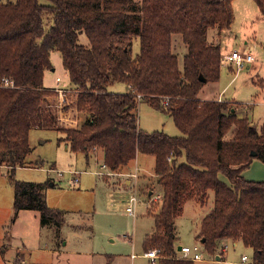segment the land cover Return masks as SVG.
<instances>
[{"label":"trees","instance_id":"1","mask_svg":"<svg viewBox=\"0 0 264 264\" xmlns=\"http://www.w3.org/2000/svg\"><path fill=\"white\" fill-rule=\"evenodd\" d=\"M231 1L0 0V83L3 77L13 82L0 84V165L9 169L14 213L36 210L43 224L63 219V211L46 201V189L56 184L52 178H14L32 149L29 130L56 128L71 151L88 158L100 149L111 171L138 153L154 156L161 197L153 202L159 207L150 211L154 226L143 249L160 248L163 264H194L175 257L180 247L175 218L188 200L204 205L208 191L213 203L200 219L197 239H204L210 254L218 241L240 239L253 257L237 264H264V180L243 175L254 159L264 162V126L258 130L238 117L227 100L198 98L205 83L220 77V33L232 23ZM256 2L264 14V0ZM212 27L218 29L216 42L207 39ZM173 36L185 46L182 63ZM135 38L140 48L133 57ZM52 51L60 52L75 88L74 98L65 102L67 111L82 114L75 126L56 125V90L43 83L45 70L53 67ZM117 82L126 84L124 92L110 91ZM139 101L170 114L180 135L141 128Z\"/></svg>","mask_w":264,"mask_h":264},{"label":"rangeland","instance_id":"2","mask_svg":"<svg viewBox=\"0 0 264 264\" xmlns=\"http://www.w3.org/2000/svg\"><path fill=\"white\" fill-rule=\"evenodd\" d=\"M228 37V31L223 30L220 33L222 51L226 49L231 50L232 48L233 39ZM180 39V36H173V51L178 54L179 61L182 63L185 46ZM207 39L210 42H216L219 39L218 29L216 27L208 29ZM139 48V39L135 38L132 44L133 57L138 55ZM52 59L54 66L48 69L46 76L47 84L55 83L56 75L61 77L60 74H65L67 76L66 71L64 73L61 68L60 52L54 51ZM247 66L240 70L235 78L231 80L234 69L224 62L221 65L219 79L214 82L205 83L201 92H199L198 98L200 100H208L212 99V97L216 99L218 98L216 93L220 91L223 93L222 99L224 100L230 99L232 96L235 100L248 103L249 108L251 107L250 113L255 120L254 122H256L257 126L264 125V86L261 87L256 81L250 82L249 84L242 81V78L244 76L246 77L248 73ZM252 74L249 70L247 75L250 77ZM48 76L50 79H48ZM62 81L65 82L64 79ZM125 85V83L117 82L110 86V89L113 87L121 89ZM68 89L65 92L66 102L68 99L71 100V98H74V91L72 90H75V88L70 86ZM162 99V104H165L168 97L166 96ZM228 103L234 107L239 105L231 101H228ZM136 113L141 128L148 131L161 130L173 136L180 135V130L177 128L170 114L152 107L148 102L139 101L136 106ZM71 115L78 119V124L81 122V112ZM231 129H234V127ZM231 129L226 133V138L231 134ZM63 138L64 132L56 128H31L29 130L31 152L26 157L27 163L15 169L14 178L26 181H45L50 177H54L56 184L46 189V201L50 207H56L64 212V220L62 219L58 225L51 222V225L40 227L37 223L38 216L36 218L29 216L26 221L18 222L15 227H19L27 232L31 228L34 230L35 226L33 225L37 224L36 230L41 229L39 231L40 240L36 239L35 242H40L41 247L43 245L42 241L51 240V236L54 233L53 236L59 237L62 235L64 238L67 237L69 244H75L79 247H83V244L89 243V247L91 248L107 249L108 247L114 246L121 251L126 250L129 254L135 252L140 255L136 258L140 264H149V260L147 258L143 259L141 254L144 251V237L154 226V218L150 214V211L154 212L156 207H159V204L153 206L151 197H148V194L145 192L148 188H153L160 194L159 189L154 183V175L152 172V168H154V156L141 153L142 157L150 159L153 165L152 163L149 164L150 161H143L140 164L142 173L137 172L136 186L142 194V198L135 206L136 215L132 216L124 211V196H126L129 190L131 191L132 183L129 187H125L124 179L129 177L128 174L131 171H134L136 166H133L134 161H130L128 166L122 170L112 173L109 169L101 168L103 157L101 154H99V157H96L99 153L98 148L93 150V155L90 153V157L87 158L84 152L71 151L68 142L63 140ZM0 169V188L4 193H8V200L11 201L12 184L6 170L3 168ZM97 170L102 175L96 173ZM251 170L252 176L264 180V168L252 167ZM59 172L61 174H58ZM73 172L79 173H77L79 181L76 184L70 182V179L74 176ZM118 172L121 174H118ZM119 190L123 192L119 193ZM211 192L208 191L209 197L204 205H201L198 200H188L184 205L183 213L175 218V228L178 236L177 245L192 246L200 241L196 236L200 219L210 210L212 205L210 203H213ZM145 194L147 197H145ZM143 203L145 205L149 203L150 205L146 208ZM9 204H11L10 207L1 205L7 209H12V202H9ZM10 220L11 225L16 222L8 218L6 221L8 225L10 224ZM110 237L115 238V241H110ZM26 239L23 241L28 242L32 240ZM200 245L202 248V259L195 260L194 264H229L227 260H240L243 254L249 257V263L252 261L253 250L242 241H236V243L233 240L227 241L224 251L225 256L220 260H214V255L210 254L201 242ZM84 261L86 262L85 259H81V264H85ZM137 261L136 264H139Z\"/></svg>","mask_w":264,"mask_h":264},{"label":"crops","instance_id":"3","mask_svg":"<svg viewBox=\"0 0 264 264\" xmlns=\"http://www.w3.org/2000/svg\"><path fill=\"white\" fill-rule=\"evenodd\" d=\"M231 7L233 11V20H232V23L230 24V27L226 30L229 32L228 38L233 39L231 50L238 49L241 51L251 52L255 57V60L252 63H250L249 66L246 67L248 69V73H249V70L250 72L253 73L252 76L249 77L247 73L246 77L244 76L242 78V81L247 82L246 84L256 81L262 87L264 86V78H263L264 77V14L260 10L256 0H232ZM229 50L230 49H226L225 51L223 50V54L229 52ZM53 52L54 51H52L50 54V60L54 66L53 59H52ZM257 59H258V62L256 63ZM260 59L261 61H259ZM60 60H61V68L63 69L65 73L66 70L62 66V59ZM47 72L48 70H45L44 77H43V83L46 87L56 88L58 86H64L66 88H69L71 86L67 71H66L67 76H65V74H60L61 75L60 82L55 81V83L53 84L46 83ZM232 73L233 75H232L231 80H233L235 76L237 75V74L235 75V72H232ZM56 76H59V75H56ZM56 76H55V79H56ZM255 77L257 78L255 79ZM48 79H50L49 76H48ZM63 79L65 80V82L62 81ZM125 90H126V85L121 89L114 88V87L110 89V91H113V92H124ZM216 94L218 95L217 96L218 98L216 99H219V97L222 98L223 96L222 95L223 93H221L220 91ZM202 97H207V96H202ZM212 99L214 98L212 97ZM227 100L234 102L236 104H239L237 107H234V106L232 107V110H235L234 113L238 117H242V118L246 117L251 123L257 126L256 122H254L255 120L251 116V113H250L251 107L249 108L248 103L244 101L240 102L238 100H235V98H233L232 96L230 97V99H227ZM263 126H264L263 124H261L260 126H257L258 130H260ZM232 132H233V129H231V134L229 135V137L232 135ZM99 154L102 155V151L100 149H99V153L97 154L98 156L96 157H99ZM92 155H93V152H92ZM133 161H134L133 166L135 165L136 166L134 168V171L130 170L131 172L128 174L129 177L124 179V184H126L125 187H129V185L134 182V179L130 175L131 173L135 171H137L138 173H142L140 170L141 162L150 161L149 164L152 163L150 159L143 158L141 153H138L136 158ZM262 163L260 160L254 159L250 163V165L243 171V175L248 179L263 180V179H258L255 176L251 175L252 167L264 168V164ZM0 168H3L6 170L8 174V178H9L8 167L5 165L3 166L0 165ZM101 168L108 169L107 167H103L102 165H101ZM123 168L117 171H120ZM74 171H77V170H74ZM109 171L112 173L117 172V171H111V170ZM96 173L102 175V173L99 172V170H97ZM118 174H121V173L118 172ZM50 178H52L55 181L54 177H50ZM131 190H132V184H131ZM121 192L123 191L119 190V193ZM145 192L146 194H148V197H152V195H154L155 193H159L153 188H148ZM129 193H130V190L127 192L126 196L129 195ZM146 194H145V197H147ZM139 195H140V198H142V194L140 193ZM126 196L124 197L126 198ZM211 196L213 199L214 194L212 192H211ZM6 197H7V200H6ZM9 202H12V209H9V208L7 209L1 205L3 204L5 206L10 207L11 204H9ZM151 202H157V201H151ZM211 204L212 203H210V205ZM149 205H150L149 203H146L145 207L147 208ZM29 216H32L33 218H36V216H38L37 223L38 225H40V227L51 225L50 223L49 224L41 223L40 214L38 211L36 212V210L21 209L15 214L14 209H13V187H12L11 201L8 200V193H4V191L0 188V264H77V263L81 264V259L86 260V262L84 261L85 264H136V261H137L136 258L140 256L138 255V253H135V252H131L129 254L127 253L126 250L121 251L120 249L114 246L108 247L107 249H97V248L89 247L90 244L87 243V244H83L82 245L83 247H79V246H76L75 244H69V240L67 237L64 238L62 235L59 237L53 236L54 233L51 236V240L42 241L43 245L41 247L40 242H37V243L35 242L36 239L40 240L39 231L41 229L36 230L37 224L33 225L35 226L34 230L31 228V230L27 232H25L23 229L19 227H15L18 222L26 221V219L29 218ZM8 218L16 222L11 225V220H10V224L8 225L6 222ZM26 238L32 239V240L31 241L29 240L28 242L23 241V240H27ZM110 241H115V238L110 237ZM227 241H229V239L218 241L217 248H215V252L214 254H212L214 255V260H220L225 256L224 251H225V246H226ZM236 241H242V240L238 239ZM236 241H234V243H236ZM119 247H120V244H119ZM132 254H135V256H132ZM243 255H246V254H243ZM141 257L143 259H146L142 255ZM241 257H240V260H231V261L227 260V262H229V264L242 263Z\"/></svg>","mask_w":264,"mask_h":264},{"label":"built area","instance_id":"4","mask_svg":"<svg viewBox=\"0 0 264 264\" xmlns=\"http://www.w3.org/2000/svg\"><path fill=\"white\" fill-rule=\"evenodd\" d=\"M255 60L254 55L251 52L247 51H239V50H229V52L223 54L222 56V64L226 62V64L234 69L235 75L243 69L245 66L249 65ZM56 81L60 82V77H56ZM2 86H12L13 82L3 77L1 79ZM56 90V96L54 97V110L56 114V125L60 127H70L75 126L77 124V119L73 117L71 112L65 109V92L69 90L64 86H58L54 88ZM218 100H223L219 97ZM103 167H106L105 164H102ZM74 176L70 179L72 184H76L79 181V176L76 172H73ZM58 174H61L59 172ZM134 179L132 183V190L130 191L129 195L125 198V207L124 210L129 215L135 216V206L140 201V195L138 189L136 187V180H137V171L130 174ZM161 194L155 193L151 197V201H158L160 200ZM145 258L149 260V264H163L162 260L165 256L162 254L160 248L153 247L143 251L141 254ZM135 256V254H132ZM177 259H186V260H200L202 259V248L200 245V241L198 243L193 244L192 246L182 245L180 249L177 250V254L175 256ZM242 263H249V259L246 255H242L241 257Z\"/></svg>","mask_w":264,"mask_h":264},{"label":"water","instance_id":"5","mask_svg":"<svg viewBox=\"0 0 264 264\" xmlns=\"http://www.w3.org/2000/svg\"><path fill=\"white\" fill-rule=\"evenodd\" d=\"M201 79H203V77H201ZM204 241V239L202 238L201 240H200V242L202 243ZM178 249H180V247H178Z\"/></svg>","mask_w":264,"mask_h":264}]
</instances>
